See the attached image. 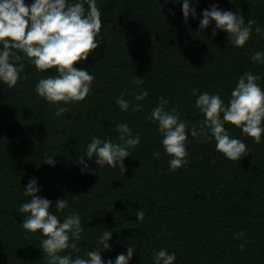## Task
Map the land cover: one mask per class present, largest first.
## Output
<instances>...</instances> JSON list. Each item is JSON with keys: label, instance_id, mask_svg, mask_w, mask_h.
I'll return each instance as SVG.
<instances>
[{"label": "trees", "instance_id": "obj_1", "mask_svg": "<svg viewBox=\"0 0 264 264\" xmlns=\"http://www.w3.org/2000/svg\"><path fill=\"white\" fill-rule=\"evenodd\" d=\"M191 2L196 18L189 16L185 23L182 5L171 0H97L103 22L100 45L87 61L74 65L94 74L92 91L68 104L61 116L55 112L63 102L49 104L34 91L37 81L51 72H38L26 58L20 61L25 69L17 85L9 89L0 84V264H47L39 232L20 226L18 209L30 199L23 196V186L31 177L38 178V195L53 205L58 198L69 200L70 208L56 213L61 220L71 211L81 215L84 231L74 257L94 250L110 229L111 250L102 253L105 260L126 253L130 245L137 249L130 264H153V251L160 248L176 253L175 264H264V137L257 144L226 124L249 150L230 160L215 150L214 140L189 135L188 162L172 171L162 137L148 119L163 96L189 128L199 127V93L218 92L227 103L245 71L259 74L264 87V64L251 60L256 51H264V0ZM213 3L236 11L245 22L256 21L243 47L228 43L224 31L213 38L212 25L204 33L197 30L200 13ZM135 76L143 83L133 84ZM145 89L149 95L135 101ZM121 95L142 108L121 112L116 104ZM119 122H127L141 137L125 158V171L119 165L98 167L94 154L89 169H97L82 173L78 162L91 136L118 142ZM51 156L54 165L45 163ZM139 209L145 213L142 221L136 215ZM240 232L244 236L238 238Z\"/></svg>", "mask_w": 264, "mask_h": 264}, {"label": "clouds", "instance_id": "obj_2", "mask_svg": "<svg viewBox=\"0 0 264 264\" xmlns=\"http://www.w3.org/2000/svg\"><path fill=\"white\" fill-rule=\"evenodd\" d=\"M171 2L182 5L185 23L189 16L196 18V9L191 0ZM170 12L175 15L174 10L170 9ZM200 16L198 31L204 33L212 25L213 38L219 31H224L228 35V43L237 48L246 44L256 24L254 19L245 22L244 17L236 11L221 9L218 3L203 9ZM102 23L97 0H0V84L7 85L9 89L14 88L25 69L24 63L20 61L26 58L38 72H51L37 81L34 91L49 104L59 105L63 102V106H58L55 112L56 116H61L68 111V104L82 101L92 91L94 74L89 69L74 65L87 61L90 53L100 45L98 37ZM255 31L260 33L261 29L257 27ZM251 60L264 64V51H256ZM260 79L259 74L250 71L242 73L236 79L227 103L218 92L199 93L195 100V107L203 116L199 127L193 125L189 128L188 122L181 119L177 109L169 110V101L163 96L159 97L148 119L156 125L162 137V147L170 157V170L175 171L188 162L189 135L193 138L203 136L207 141L214 140L215 150L227 159L239 160L246 156L249 153L247 145L230 135L226 127L228 123L240 128L255 143L262 142L264 87L258 83ZM132 83L140 85L143 79L135 76ZM192 92L196 95L197 90L193 89ZM148 95L145 89L137 93L134 99L140 102ZM116 104L121 112H127L130 106L133 111L142 108V104L132 105V101L123 95L117 98ZM115 130L119 133L118 142L99 135L91 136L86 152L78 162L83 165L82 173L86 170L95 172L97 169H89L94 154V162L98 167L107 165L115 168L119 165L125 171V158L131 156V149L141 143V137L139 133H133L127 122L116 123ZM153 155L159 157L160 152L155 151ZM53 157L46 158L45 163L54 165ZM40 191L38 178H29L27 185L23 186V196L30 199L21 203L18 213L22 217L20 226L30 233L39 232L42 237L39 249L47 264H130L137 251L130 245L126 253L117 254L115 259L102 258L104 251L111 250L109 241L113 231L110 229L98 238L94 250L89 248L83 256L74 257L73 252L80 251L78 245L84 231L81 215L71 211L61 220L56 213L70 208L69 200L58 198L53 205L52 200L38 195ZM52 207L55 212L50 211ZM136 215L138 221H142L145 213L139 209ZM243 236V232L237 233L238 238ZM239 247L243 249L244 244L241 243ZM62 252L66 254L61 255ZM176 260V253L166 248L153 251V264H175Z\"/></svg>", "mask_w": 264, "mask_h": 264}]
</instances>
